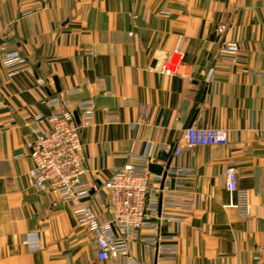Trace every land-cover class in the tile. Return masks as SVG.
<instances>
[{
    "label": "crops",
    "instance_id": "1",
    "mask_svg": "<svg viewBox=\"0 0 264 264\" xmlns=\"http://www.w3.org/2000/svg\"><path fill=\"white\" fill-rule=\"evenodd\" d=\"M0 39L32 67L10 77L0 57V264H106L73 202L33 185L26 144L38 115L51 129L54 96L95 102L82 182L97 213L110 217L101 188L113 170L148 154L193 173L194 208L165 225L178 249L174 264H264V75L256 74H264V0H0ZM228 43L239 59L223 52ZM174 51L185 66L164 75ZM189 127L225 129L229 143L188 147ZM228 169L250 193L249 216L231 206ZM31 234L37 250L23 243ZM152 237L141 231L131 243L142 264L157 263L145 242Z\"/></svg>",
    "mask_w": 264,
    "mask_h": 264
},
{
    "label": "built area",
    "instance_id": "2",
    "mask_svg": "<svg viewBox=\"0 0 264 264\" xmlns=\"http://www.w3.org/2000/svg\"><path fill=\"white\" fill-rule=\"evenodd\" d=\"M224 31L222 27L217 29L220 34ZM223 52L235 60L239 59L235 43H228ZM0 57L10 77L32 70L27 59L19 51L8 50L1 39ZM184 62V54L174 51L160 71L167 76L180 74ZM38 81L45 84L42 79ZM86 85L101 87L103 82ZM74 92L68 91V94ZM47 103L52 108L48 119L51 129L46 131L40 126L45 117L38 115L34 119V139L26 144L33 161L30 175L34 187L51 193L62 202H73V214L78 225L89 231L97 243L100 262L142 264L131 254V243L141 231H155L157 237L148 238L145 242L151 251L156 252V264H174L178 249L173 237L165 234V225L182 222L185 213L195 206V193L188 185V179L193 176L191 169L167 163L163 174L158 176L149 170L150 155H130L129 161L115 168L111 178L102 185L110 214V217H104L97 213L92 204L86 203L91 191L82 182V176L86 173L83 132L94 123L95 102L93 99L74 102L69 98L54 96ZM107 121L112 123L119 119L116 114L107 113ZM184 139L191 148L199 145L226 146L229 143L228 131L222 128L189 127L185 130ZM174 152L178 155L181 149L177 148ZM224 177L227 190L236 196L232 208L242 216H249V191L239 188L234 169H228ZM200 200H203L202 196ZM23 243L33 250L39 248L36 234L26 235Z\"/></svg>",
    "mask_w": 264,
    "mask_h": 264
},
{
    "label": "water",
    "instance_id": "3",
    "mask_svg": "<svg viewBox=\"0 0 264 264\" xmlns=\"http://www.w3.org/2000/svg\"><path fill=\"white\" fill-rule=\"evenodd\" d=\"M56 81V85L58 86L59 88V84H58V80L55 79ZM60 89V88H59ZM77 119H78V115H76ZM149 170L155 174V175H158V176H161L164 172V166L160 165V164H157V163H154V162H150L149 163ZM166 177V173L164 174V179ZM172 183L174 184V181H172Z\"/></svg>",
    "mask_w": 264,
    "mask_h": 264
}]
</instances>
